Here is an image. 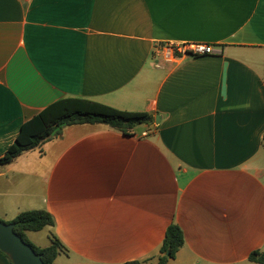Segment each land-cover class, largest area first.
<instances>
[{"label":"crops","instance_id":"obj_1","mask_svg":"<svg viewBox=\"0 0 264 264\" xmlns=\"http://www.w3.org/2000/svg\"><path fill=\"white\" fill-rule=\"evenodd\" d=\"M165 40L215 51L168 62L153 51ZM66 95L154 120L132 134L64 125L0 166L3 215H53L49 229L67 248L55 264L61 254L78 264L154 261L171 222L184 242L166 264H256L264 0H0V154L23 121ZM37 158L40 170L30 168ZM0 264H11L2 250Z\"/></svg>","mask_w":264,"mask_h":264},{"label":"trees","instance_id":"obj_2","mask_svg":"<svg viewBox=\"0 0 264 264\" xmlns=\"http://www.w3.org/2000/svg\"><path fill=\"white\" fill-rule=\"evenodd\" d=\"M153 120L154 115L149 111L124 109L85 96L66 95L52 101L22 122L15 139L0 154V166L12 161L25 150L40 146L46 139L59 133L64 125L82 124L90 128L103 126L132 134L136 124L150 123ZM4 221L13 222V229L40 253L47 264H55V257L60 251L67 252L65 245L53 230L49 229L54 224V217L45 208L20 210L12 218ZM43 228H47L49 238L47 244H36L28 238V231ZM183 242L181 227L171 222L165 230L154 261L132 259L123 264H166L168 258L175 255ZM5 255L8 257L6 253ZM249 258L256 264H264V248L254 249ZM8 259L11 262L9 257Z\"/></svg>","mask_w":264,"mask_h":264},{"label":"water","instance_id":"obj_3","mask_svg":"<svg viewBox=\"0 0 264 264\" xmlns=\"http://www.w3.org/2000/svg\"><path fill=\"white\" fill-rule=\"evenodd\" d=\"M158 118L156 116V121ZM13 226V222L0 219V250L8 255L12 264H47Z\"/></svg>","mask_w":264,"mask_h":264},{"label":"built area","instance_id":"obj_4","mask_svg":"<svg viewBox=\"0 0 264 264\" xmlns=\"http://www.w3.org/2000/svg\"><path fill=\"white\" fill-rule=\"evenodd\" d=\"M154 54L164 61L174 62L178 58L188 55L209 54L215 51L213 44L203 41H172L156 42L153 47Z\"/></svg>","mask_w":264,"mask_h":264},{"label":"rangeland","instance_id":"obj_5","mask_svg":"<svg viewBox=\"0 0 264 264\" xmlns=\"http://www.w3.org/2000/svg\"><path fill=\"white\" fill-rule=\"evenodd\" d=\"M79 129L78 127H75L73 128V130H77ZM47 159V162L48 160L50 159V155H48L46 157ZM33 165L30 166V168H36V169H42L44 168L43 166V161L44 160H39V158L37 159H33ZM7 195H4V196H1L0 197V209L3 207V205H5L4 203H6L5 200H7L8 198H6ZM5 198V199H4ZM0 218L3 219V220H8V218H10V216H6V215H3V212L0 211ZM46 229L47 228H43V229H40V230H36V231H28L27 234H28V238L33 241L34 243L36 244H47L49 242V239L48 237L46 236ZM59 261L61 264H78V261L77 259H75L74 257H68L64 254H61L60 257H59Z\"/></svg>","mask_w":264,"mask_h":264}]
</instances>
